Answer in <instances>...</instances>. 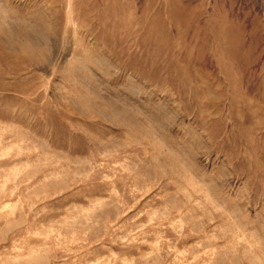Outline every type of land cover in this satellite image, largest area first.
Masks as SVG:
<instances>
[{
    "label": "rangeland",
    "instance_id": "374dc122",
    "mask_svg": "<svg viewBox=\"0 0 264 264\" xmlns=\"http://www.w3.org/2000/svg\"><path fill=\"white\" fill-rule=\"evenodd\" d=\"M0 264H264V0H0Z\"/></svg>",
    "mask_w": 264,
    "mask_h": 264
}]
</instances>
